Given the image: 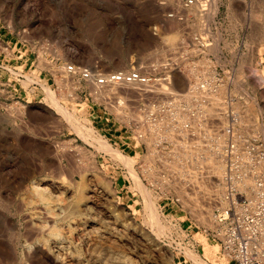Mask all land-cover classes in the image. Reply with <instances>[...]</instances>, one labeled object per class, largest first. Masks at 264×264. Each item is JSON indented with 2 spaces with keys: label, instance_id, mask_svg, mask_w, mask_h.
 <instances>
[{
  "label": "rangeland",
  "instance_id": "1",
  "mask_svg": "<svg viewBox=\"0 0 264 264\" xmlns=\"http://www.w3.org/2000/svg\"><path fill=\"white\" fill-rule=\"evenodd\" d=\"M177 1L0 0V46L12 54L2 59L27 78L42 71L41 62L31 67L38 53L84 64L98 59L108 70L129 69L138 62H161L172 47L182 46L179 37L187 40L190 55H198L191 38L201 35L226 84L215 93L216 101L224 103L225 94L230 95L234 111L262 121L264 0H195L184 21L167 17ZM120 59L125 62L118 66ZM189 69L176 73L178 83L199 90L198 84L190 85L199 78ZM13 85L1 71L0 264H196L164 243L169 208L149 185L155 174H142L140 160L126 156L136 151L126 137L128 126L104 115L103 106L90 97L71 101L46 88L52 95L43 100V92L27 88V81ZM100 139L118 156L102 149ZM185 223L195 234L191 250L214 263L196 237L205 236L208 223ZM220 253L221 246L218 264H233Z\"/></svg>",
  "mask_w": 264,
  "mask_h": 264
},
{
  "label": "built area",
  "instance_id": "2",
  "mask_svg": "<svg viewBox=\"0 0 264 264\" xmlns=\"http://www.w3.org/2000/svg\"><path fill=\"white\" fill-rule=\"evenodd\" d=\"M194 5L195 0H178L177 9L167 17L184 21ZM191 41L195 48L192 52L198 55H190L185 47L188 43L180 42L182 46L169 61L154 65L138 62L129 69L108 70L98 59L84 64L51 52L38 53L31 67L41 62L40 80L27 88L41 90L43 100H47L45 85H49L57 95L74 100L90 97L99 103L104 115L110 114L121 127L128 126L126 137L136 149L133 157L140 160L144 175L145 165L148 174L152 170L146 163L152 142L158 152L153 156L155 176L147 177L160 203L165 201L163 208H169L164 212L168 222L165 244L180 253L191 250L195 234L187 228L186 220L197 223L203 213H210L212 225L204 226L203 233L220 244L233 264H264V118L254 121L243 117L233 110L232 98L225 92V116L207 111L211 101L200 109L194 105L197 101L184 100L190 89L181 88L176 72H183L185 66L199 78L190 85L198 84L200 90L218 93L226 86L220 76L221 66L206 52L207 42L201 35ZM1 46L0 72L9 75V81L12 77L15 87L27 76L16 64L3 61V54L4 58L12 54L8 46ZM163 87L165 90H160ZM218 141V153L211 149L222 165L220 175L204 157ZM173 210L174 215L170 214ZM177 228L181 234H177Z\"/></svg>",
  "mask_w": 264,
  "mask_h": 264
},
{
  "label": "bare ground",
  "instance_id": "3",
  "mask_svg": "<svg viewBox=\"0 0 264 264\" xmlns=\"http://www.w3.org/2000/svg\"><path fill=\"white\" fill-rule=\"evenodd\" d=\"M178 41L179 42H187V40H181V38L179 37V39H178ZM175 44H177V43H175ZM176 49H178V47L177 46H175V47H172L170 50H171V52H169V53H167L166 55H165V57L163 58V62H167V61H169L168 60V58H170L169 56H171L173 53H174V50H176ZM169 50V51H170ZM173 50V51H172ZM184 50H186V49H184ZM184 50H183V53H184ZM147 58V57H146ZM145 59V58H144ZM141 60H143V58L141 59ZM149 61V60H148ZM125 62V59H120L119 61H118V66L120 65V64H122V63H124ZM117 63V62H116ZM142 63V62H141ZM176 73H179L180 74V72H176ZM27 78V77H26ZM38 80H40L39 79V74H38V76H35V75H32L31 76V78H27L26 79V81H27V83L28 84H30V83H32L33 81H38ZM39 82H41V81H39ZM45 82V81H44ZM44 85H45V83H44ZM45 88H48L49 89V85H45ZM51 89H49V91H50ZM160 90H165L164 89V87L163 88H161ZM52 95L51 93H47V95ZM61 95H64V94H61ZM67 96V95H66ZM215 96V93H210V92H208V90H190L188 93H186L185 94V101H187V102H189V103H192L193 101H197V103L196 104H194L195 106H197L198 108H200V109H202L203 108V106H204V104H206L208 101H211L212 102V107H210V108H208L207 109V111H210V112H215L216 111V113H217V115H219V114H223L224 116L226 115V113H227V110H226V106H225V103H218L217 101H216V98L214 97ZM68 98H69V96H68ZM49 99H50V97H49ZM51 99H53L52 100V103L54 102V105L56 104V101L54 100V97L53 96H51ZM51 99H50V101H51ZM71 101H74V98H71L70 99ZM57 105V104H56ZM56 105H55V107H56ZM57 107H58V109H59V112L61 113L62 112V115H64V116H66L67 118H68V116L70 115V114H68L67 112H66V110L65 109H63V108H61L59 105H57ZM190 107H192L191 105H190ZM57 109V108H56ZM201 111H203V112H205L204 110H201ZM72 116V115H71ZM70 116V117H71ZM254 121H257V120H255V119H253ZM77 123H78V120H77ZM75 125V124H74ZM82 125V124H81ZM77 127H78V129H79V132L80 133H82V131L84 132V130L80 127V125H76ZM87 132V131H86ZM86 132H84V133H86ZM90 132V131H89ZM84 133H82L83 135H84ZM85 136V135H84ZM94 139H96V138H94ZM98 142H99V144H100V147L102 148V149H104V150H106V151H109V152H112L113 154L115 153V150L114 149H112L111 147H109L108 146V144L106 143V142H104V141H101V139H100V141L99 140H97ZM212 144H215V145H211V147H210V149H208V151H207V153H206V155H204V157L206 158V160H207V162H210V164H211V166L214 168V172L217 174V175H220L221 174V171H222V165H221V163L219 162V161H216V154H215V152L211 149V148H213L217 153H218V147H220L221 146V141H218V142H213ZM100 148V149H101ZM111 148V149H110ZM216 148V149H215ZM113 150V151H112ZM120 153V152H119ZM116 154V153H115ZM118 154V153H117ZM116 154V155H117ZM158 154V152L156 151V149L153 147V144H152V142H150L149 143V156L147 157L146 156V160H155L154 158H153V156H155V155H157ZM115 155V156H116ZM121 155V154H120ZM126 155V154H125ZM113 156V155H112ZM118 156V155H117ZM116 156V157H117ZM126 156H128V157H131L130 159H132V158H134L135 159V157H133V156H129V155H126ZM122 158H123V162L125 161L126 162V164H128V165H130V159H126L123 155H122ZM122 161V160H121ZM124 162V163H125ZM133 162V161H132ZM147 164H150V166L152 167V170L149 172V174H155V172H154V170H153V168L155 167V161H149V163L148 162H146ZM144 170H145V173L146 174H148L147 173V169H146V165L144 166V168H143ZM37 190V192L39 193L40 192V190L38 189V186H37V188H36ZM40 194V193H39ZM146 196H147V194H146ZM149 199V198H148ZM151 199L149 200V202H148V207H150V209H152V207H154L152 204H151ZM153 202V201H152ZM149 204L150 205H152V207L151 206H149ZM49 207V206H48ZM147 208V207H146ZM145 208V209H146ZM148 209V208H147ZM149 211V210H148ZM151 211V210H150ZM149 211V212H150ZM53 212V211H52ZM154 212H156V211H152V213H151V215H150V217H152L151 219L152 220H154V222H155V219L154 218H156L155 217V215H154ZM53 213H55V212H53ZM49 214V213H48ZM53 217V216H52ZM201 218H202V220H204L205 222H207L209 225H212L211 223H212V218H211V214L209 213V214H204L203 213V215H201ZM164 222H165V230H164V232L166 231V229L168 228V222L166 221V218H165V215H164ZM160 223V222H159ZM153 225V224H152ZM158 225V224H157ZM163 227V226H162ZM160 229V228H159ZM40 232V231H39ZM196 237L198 238V240H199V242H200V244H201V250H202V252H203V254L204 255H208V257L209 258H211V260L214 262V263H216V264H218V262H216L217 260V258H216V255L218 254V248H219V251H220V244L217 242V243H212V242H210V240H208L202 233H197L196 234ZM217 246V247H216ZM211 247V248H210ZM213 247V248H212ZM217 253V254H216ZM221 254V253H220ZM186 255L189 257V258H191L196 264H214V263H212L211 261H210V259H208L206 256H205V258H203L201 255H199V254H197V253H195L194 251H192V250H187L186 251ZM222 255V254H221ZM219 256V255H218ZM225 259L224 261L225 262H227V257L225 256V255H222V259ZM56 259V258H55ZM62 259V258H61ZM219 259V258H218ZM228 263V262H227ZM219 264H225L224 262L222 263V262H220Z\"/></svg>",
  "mask_w": 264,
  "mask_h": 264
}]
</instances>
